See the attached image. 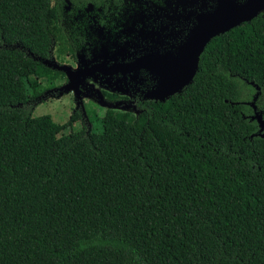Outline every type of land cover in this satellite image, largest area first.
I'll return each instance as SVG.
<instances>
[{"label": "trees", "instance_id": "trees-1", "mask_svg": "<svg viewBox=\"0 0 264 264\" xmlns=\"http://www.w3.org/2000/svg\"><path fill=\"white\" fill-rule=\"evenodd\" d=\"M223 38L164 102L59 125V12L0 0V264H264V26Z\"/></svg>", "mask_w": 264, "mask_h": 264}, {"label": "flooded vegetation", "instance_id": "flooded-vegetation-1", "mask_svg": "<svg viewBox=\"0 0 264 264\" xmlns=\"http://www.w3.org/2000/svg\"><path fill=\"white\" fill-rule=\"evenodd\" d=\"M51 5L59 12L66 48L73 44V53L65 51L60 59L64 57L73 71L80 72L76 80H81L80 94L98 88V107L126 106L129 110L120 111L135 115L141 106L161 102L155 97L165 88L163 82L185 66L195 37L208 24L261 6L256 16L232 29L255 26V20L264 26V0H51ZM229 31L212 38L202 53ZM62 74L47 98L68 83V76Z\"/></svg>", "mask_w": 264, "mask_h": 264}, {"label": "water", "instance_id": "water-1", "mask_svg": "<svg viewBox=\"0 0 264 264\" xmlns=\"http://www.w3.org/2000/svg\"><path fill=\"white\" fill-rule=\"evenodd\" d=\"M260 9H261V6H257L255 7V9L250 8L248 12H245L243 13V15H240L238 17H231V18H228L227 20H221V22L218 24H208V26L204 28L203 33L195 37V43H193L194 50L190 51V58L186 59L185 66L179 69V71L176 74L172 76H168L169 80L168 81L166 80L163 82L165 88L162 90H159L155 98L163 102L165 98L172 96L176 93H179L185 86H187L192 81L193 77L195 76L196 70L198 68L199 56L201 55L206 44L209 43V41L212 38L219 35L220 33L229 31L230 29L237 26L241 22L249 21L250 19H252L254 16L257 15ZM191 54H192V58H191ZM38 61H40L44 66L51 68L52 70L62 72L68 76V79H69L68 83L60 89L59 93L73 91L75 94V100H76L77 107H79L81 105V96H80L79 88L77 86L79 84V81L81 80H78V82L76 80L79 77H81L80 72L73 71L68 66L58 65L56 62L50 59L38 60ZM254 87L256 89V95L253 97L252 102L248 104L249 107H251L253 111V114L250 117V120L256 121L258 128H259L258 133L255 134V136L264 138L263 114L262 112H258L255 106V101L257 100V97L260 94V91L257 86H254Z\"/></svg>", "mask_w": 264, "mask_h": 264}, {"label": "rangeland", "instance_id": "rangeland-1", "mask_svg": "<svg viewBox=\"0 0 264 264\" xmlns=\"http://www.w3.org/2000/svg\"><path fill=\"white\" fill-rule=\"evenodd\" d=\"M53 56H55L54 57L55 59H51L52 61L56 62L58 65L69 67L68 61L64 57L60 59L61 55H58L57 51L53 52ZM61 77L62 76L54 75L53 82L55 84H60ZM82 81H84V79H82ZM62 86L54 90L52 96L46 98L42 103H40L37 106V108L33 111V117H38L41 115H49L53 122L62 125L68 121V119L70 118V116L73 114L74 111H82L83 115L86 118L88 117L90 118L95 114L103 115L106 118H111L113 114L117 111L129 110L128 109L129 107L126 106L123 108L116 106L111 109L102 108L103 105H100V107H98V105L95 103V101L97 102L99 101V103L101 102L100 101L101 92H99L100 90H98V88H96L97 90H95L96 91L95 93L84 92L82 95L80 94L81 105L77 107L75 94L73 91L59 93ZM79 91L83 92L80 88ZM93 127L95 131L99 130V127L95 126L94 123H93ZM81 129H82V125L78 122L71 128L70 131H79Z\"/></svg>", "mask_w": 264, "mask_h": 264}]
</instances>
